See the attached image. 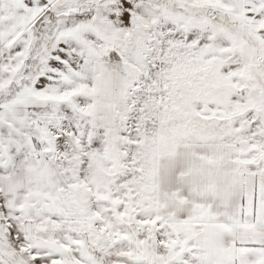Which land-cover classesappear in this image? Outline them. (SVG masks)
Here are the masks:
<instances>
[{"label":"snow or ice","instance_id":"obj_1","mask_svg":"<svg viewBox=\"0 0 264 264\" xmlns=\"http://www.w3.org/2000/svg\"><path fill=\"white\" fill-rule=\"evenodd\" d=\"M0 264H264V0H0Z\"/></svg>","mask_w":264,"mask_h":264}]
</instances>
